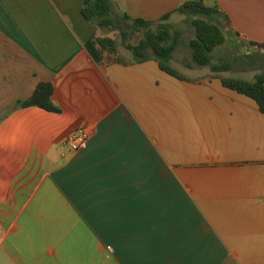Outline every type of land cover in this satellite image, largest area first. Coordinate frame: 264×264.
<instances>
[{
	"label": "crops",
	"instance_id": "crops-1",
	"mask_svg": "<svg viewBox=\"0 0 264 264\" xmlns=\"http://www.w3.org/2000/svg\"><path fill=\"white\" fill-rule=\"evenodd\" d=\"M83 1L0 0V264H264V114L220 80L264 62L96 63ZM110 1L155 22L188 0ZM202 1L228 32L212 56L264 55V0ZM40 82L58 113L17 105Z\"/></svg>",
	"mask_w": 264,
	"mask_h": 264
},
{
	"label": "trees",
	"instance_id": "trees-1",
	"mask_svg": "<svg viewBox=\"0 0 264 264\" xmlns=\"http://www.w3.org/2000/svg\"><path fill=\"white\" fill-rule=\"evenodd\" d=\"M194 29V36L188 41L187 47L193 64L199 67H209L212 73L227 72L230 64L223 61H214L213 51L226 42L225 26L220 23L222 14L214 5L206 4L202 0H188L182 2L175 10ZM81 14L91 25L98 29H115V17L130 22L129 31H122L123 37L128 33L143 31V37L136 45L127 44L126 48L132 53L133 62H144L155 59L160 70L178 79L185 80L183 74L170 64L174 50L180 42V32L171 31L167 20L170 14L164 15L159 21H146L131 18L126 13L116 12L110 0H84ZM156 25L153 30L151 26ZM260 45L264 50V43H250ZM84 47L96 63L107 62L127 64L116 56V41L110 37L94 35L84 43ZM222 86L245 95L255 101L261 113L264 114V73L257 74L254 81L233 77H221ZM53 86L50 82H40L32 94L25 100L19 101V107L36 106L46 111L58 113L60 110L52 103Z\"/></svg>",
	"mask_w": 264,
	"mask_h": 264
},
{
	"label": "rangeland",
	"instance_id": "rangeland-1",
	"mask_svg": "<svg viewBox=\"0 0 264 264\" xmlns=\"http://www.w3.org/2000/svg\"><path fill=\"white\" fill-rule=\"evenodd\" d=\"M116 27L115 29L104 28L99 29V36L102 37H110L116 41L117 45V53L116 56L121 58L124 61H128L132 59V53L130 50L126 48L127 44L136 45L138 41L143 37V31L128 33L126 37H123L122 31H129L130 22L122 21L119 18L115 17ZM167 23L170 25L171 31H179L180 42L177 48L174 50L171 66L175 68L177 71L184 74L188 73L187 70L184 69L185 63H192L190 57V51L187 47L188 41L194 36V29L186 20L185 16L181 15V20L174 21L172 19H168ZM153 30L156 29V25L151 26ZM217 52L213 54V60L215 61H223L228 64H233V59H247L250 63L264 62V55L251 54L250 56L245 55V50L242 49V52L235 56V54L239 53V50L232 49L230 52H222L220 50H216ZM219 59H214V58ZM193 64V63H192ZM195 65V64H194ZM231 66V65H230Z\"/></svg>",
	"mask_w": 264,
	"mask_h": 264
},
{
	"label": "built area",
	"instance_id": "built-area-1",
	"mask_svg": "<svg viewBox=\"0 0 264 264\" xmlns=\"http://www.w3.org/2000/svg\"><path fill=\"white\" fill-rule=\"evenodd\" d=\"M88 136L89 134L85 129L79 128L67 137L65 145L68 147L69 151L76 152L85 146Z\"/></svg>",
	"mask_w": 264,
	"mask_h": 264
}]
</instances>
